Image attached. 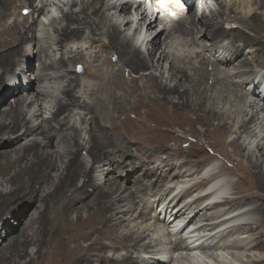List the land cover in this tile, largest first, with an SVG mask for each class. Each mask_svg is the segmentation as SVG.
<instances>
[{"label":"bare ground","instance_id":"bare-ground-1","mask_svg":"<svg viewBox=\"0 0 264 264\" xmlns=\"http://www.w3.org/2000/svg\"><path fill=\"white\" fill-rule=\"evenodd\" d=\"M45 1L0 0V219L7 214L10 225L0 235V264H192L193 258L201 264H257L264 260L253 252L259 243L251 231L259 220H236L251 211L264 220V74L256 68L264 65V0H214L215 8L210 0H197L202 20L198 6L195 11L188 7L191 11L185 14L178 5L183 6V0L156 5L164 10L151 17L140 10L134 15L129 0H73L70 12L63 10L67 24L57 26L51 38L62 48L56 60L49 50L52 45L49 49V44L35 45L34 52L33 48L24 52L23 47L36 39L35 13H42ZM26 6L32 8V18L10 22L16 9ZM144 20H148L143 34L146 54L132 46L126 32ZM87 30L89 46L98 48L94 52H113L117 63L107 55L99 60L91 51L88 56L95 57L90 59L79 47L68 49L70 39H84ZM42 33L44 39L48 37L46 30ZM22 56L24 60L18 61ZM31 60L37 64L26 70L23 62ZM17 61L20 73H11ZM76 61L86 64L81 74L67 66ZM144 69L148 71L141 72ZM132 72L137 74L132 77ZM28 73L33 81L26 80ZM7 74L16 77L14 85L5 83ZM45 78L55 85H44ZM76 109L85 110L79 121L89 120L87 146L79 141L81 129L72 114ZM65 110L68 114L60 117ZM163 112L170 120L180 112L192 117L199 125V154L212 149L233 162L246 181H252L247 188L236 187L234 193L246 192L239 202H255V207L233 212L236 204L226 194L225 183L217 185L224 170H214L213 163L200 171L183 170L184 160L166 170L132 164L134 175L119 174L130 163L129 154L155 155L171 148L158 140L165 130L143 124L147 119L164 121L158 116ZM143 125L147 135L140 140L134 131ZM83 151L92 157L91 163H103L95 164L98 176L94 164L88 166L81 157ZM152 160L154 156L148 159ZM174 168L177 173L170 176ZM204 171L202 179L174 193L187 182L182 177ZM173 175L169 185L166 178ZM130 181L133 184L127 186ZM153 187L161 189L159 204L169 214L166 219L156 211V226L148 222L150 212L136 206L145 188ZM169 218L176 222V233L186 225L195 226L191 237L197 238L191 243L188 232L186 237L144 241L153 235L151 231H158L162 220L171 222ZM133 221L137 223L132 225ZM32 243L38 246L37 255L29 251ZM194 246L199 252H192ZM120 249L127 252L115 255Z\"/></svg>","mask_w":264,"mask_h":264},{"label":"rangeland","instance_id":"rangeland-1","mask_svg":"<svg viewBox=\"0 0 264 264\" xmlns=\"http://www.w3.org/2000/svg\"><path fill=\"white\" fill-rule=\"evenodd\" d=\"M58 1L60 3H62L63 5L61 6L60 4L59 5L55 4V2L53 0H46L43 3L45 5V9L51 8L53 10V12H54V16L51 17L48 20V22L44 21V18H47L48 15H47V17H43L42 16L43 13L42 14L40 12H36L35 13L36 18H38V21L35 24V28L36 29L34 31V33L36 35V39H33L32 41H28V42H26L24 44V46H23L24 47V52H26V50H30L32 52V48L34 49L35 45L37 46L38 44L44 43L43 44L44 46L49 44V47H48V45L46 47L47 49H49L51 45L54 47V48L52 47V49H49L52 52L51 54L54 55V56H52V58H54V60H56V59L61 57V55L63 54L62 53V48L60 49L61 46L59 47V45H56L57 42L54 41L51 38L54 37V35L56 34L55 29L57 28V26H64V25L67 24V21L63 19V13H64L63 10L70 12V10H71L70 4L71 3L66 4V3L62 2L61 0H58ZM228 1L229 0H225L226 3H228ZM39 2H40V0H37L36 4H39ZM198 2H199V0H198ZM210 2L213 4V5L211 4L212 8L217 7L216 6V2L214 0H210ZM123 3H126V2H123ZM129 4H130V2H129ZM193 4H194V6H193ZM193 4L192 3L187 4V7H189L190 9H193L195 11V7L198 6L197 10H198L199 14L197 16H200V17H198V19L200 18L199 20H202V18H201V16H202L201 15V9H202L201 4L196 3L197 4L196 6H195V2ZM141 5H144V4H141ZM31 9H32L31 7H27V6L22 8V9L17 8L16 11H15L16 15H13L11 17L10 22L14 21L15 18H17V20H22L23 18H30V17L32 18V16H30V15H32V12H31L32 10ZM75 10L77 11V10H79V8L77 7V8H75ZM139 10L141 12H144V8H141L140 5L138 4L137 6H135L133 8V13L137 12L136 15H138V13L140 12ZM197 10H196V12H197ZM17 11H18V13H17ZM189 13L190 12L187 9L185 11V14L188 15ZM19 14L21 16H19ZM29 21H31V19H29ZM232 24H233V21H232ZM236 25H235V23L233 24V26H236ZM45 30H46V33L48 32L47 35H46L48 37L45 38L47 40L49 39L48 41H45L44 37H42V36H44V33H42V31H45ZM88 34H89V30H87L86 33H84V35L82 36L85 40L84 39H80L79 40V38L70 39V41L68 42V49H70L71 47H73V48H78V47L82 48L83 49L82 51H83L84 55H87V56L89 54L91 55V53H93L94 51H97L98 48H94V47H90L89 46L90 43L87 42V38H86ZM38 37H39L40 41H38V39H37ZM40 37H42L43 39L40 38ZM126 38H127V36H126ZM127 39H130V38H127ZM130 40L132 41V39H130ZM54 42H55V44H54ZM132 46H134V48L137 47L136 49L140 50L141 53H144V54L147 53V49L144 50V51L143 50L141 51V49L138 46L134 45L133 41H132ZM85 49H88L89 53H88L87 50H86L87 52H85ZM34 51H36V49H34L33 52ZM50 51H48V52H50ZM90 51H91V53H90ZM111 53H109L107 55V54H104V52L102 50V52L100 54L98 53V55H97L96 52H94V54L96 56H98L99 60L100 59H102V60L104 59L102 57V55H105V56L107 55L108 58L110 57L109 60H112V62L117 63V61H118L117 55L114 54L113 52H111ZM94 54H92V56H88V57L91 59V57L92 58L95 57ZM99 55H100V57H99ZM87 56H85V57L87 58ZM20 59L24 60V56H22L21 58H18V61H20ZM90 59H88V60H90ZM18 61L14 65V70L11 73H13L14 71H17L18 73H20V70H19V68H20V66H19L20 64L19 63L20 62H18ZM23 63L27 64L26 70H28L29 66H34L35 63L37 64V60L35 62L33 60L28 61V62L24 61ZM67 66H70V68L74 67L78 74H81L82 71L84 69H86V67H85L86 64L85 63H81V62L78 63L77 61L74 62V64L73 63L67 64ZM256 68L259 69V70H263L264 71V65L263 66H258ZM51 70H49V71H51ZM142 71H143V73H146L148 70L144 69V70H141V72ZM136 74H137L136 72H132L131 76L133 77ZM20 78H21V76H20ZM21 80H23V79L21 78L20 81ZM26 80H28V82L33 81L34 80V76L31 77L29 75V73H28ZM7 81L5 83H7ZM46 81H48V82H46ZM85 81H89V79H85ZM43 83H44V85H47L48 83L55 85L54 82H51L50 79H46V78L43 80ZM172 84H174V82H172ZM81 91H83V90H81ZM83 97L87 98V96H84V95H83ZM81 98H82V96H81ZM68 112H69L68 110H65L64 112H62L60 114V117L64 116L65 114H68ZM84 112H85V110H83V109H78V110L76 109V110H74L72 112V114L75 115V119L78 120V124L77 125L81 129V131H80V137L81 138H79V141H80V143L83 141L82 142L83 144L85 142V145L87 146L88 144H87L86 140L88 138V131L87 130H88V126H89V124L87 123L88 118L85 121L86 123H82L81 121H79L80 113L84 114ZM133 114L134 113H132V112L130 113V116L132 118L135 117V116H133ZM47 115L51 116V113L49 111H47ZM158 116H159V119L162 120V118H163L165 120L162 121V122L159 121V123H155L154 121L153 122L152 121L149 122L148 119H147V120H145V122L143 124H145V123L148 124L149 123L148 125H150L152 127L156 126V127L159 128L160 131L165 130V132L162 133L161 136L159 135L160 139L158 138V140L160 142H162V141L165 142L166 141V146L171 147V148H167L168 152H165L164 150L163 151H159L157 154H155L156 156L154 154H143L140 151H138L136 153L129 154L127 156V161L129 160L128 162H130V163L126 164V167L123 168V171L121 170L122 172H120V170H119V174H121L122 177L126 173H127V175L129 174V176L131 175V173L134 175L133 170H132V164L141 165V163H144V164L148 163L147 165L150 166V167H152V166H156L157 167L158 166L160 170H166L169 165H173V164L177 165L181 161L184 160L186 162V167L183 168V170L187 169V170L191 171V170H197L198 169L200 171L203 167H205V165L213 163L214 166H212V167H215L214 170H216L218 168L219 169L223 168V170H224L219 176H217V177H219V178H217V181L219 180L217 182L218 183L217 185L225 183L224 187H227V191H226L227 193L226 194L229 196V198L231 200H233L234 204H236L235 206H233L234 207L233 212L243 211L245 209H249L251 207H255L256 206L255 202H250V203L239 202L240 200H242L241 196L246 194V192H240V193H236V194L234 193L235 191H237L236 187L241 186L240 188H242L243 185H244L245 188H247L249 184H252V181L251 180L250 181H246V177L243 176L242 171H239V170L234 168L233 162H228L225 159V157L223 155H221V154L213 153L212 149L206 150L204 154H199L200 152H198V150L196 148L197 147V142L199 141V139H197V137H196V131H197V129H198L197 127H199V125L194 124L192 122V117L189 114H184V113L180 112L177 115L178 117L176 116V120L175 119H171L170 120L164 112H163V114L159 113ZM88 122H89V120H88ZM135 129H136L134 131L135 135L140 140L143 139L142 136H146L147 135L146 126H144V125L143 126H139V127L136 126ZM181 139H182V141H180ZM249 139L250 138H247V140H249ZM56 145L57 144H55V146ZM49 147H50V149L51 148L55 149L54 146H51V144H50ZM175 150L180 151V152L177 154V153H175ZM142 151L146 152V147L142 146ZM80 155L88 163V166L94 164V166H93L94 175H97L98 173H100V170H98V166H96V165H102L103 163L101 161H96L95 163H91V162H93L92 161L93 159L85 151H83L82 154H80ZM151 156L152 157L154 156V160H152V162L151 161L149 162L148 159L151 158ZM236 157H238V156H236ZM166 162H168L169 164L166 165ZM101 168L102 167L100 166L99 169H101ZM124 169H125V171H124ZM175 169H177V168L172 169V172L169 174L170 176L172 174H174V172L177 173V171ZM181 169H179V170H181ZM145 170L147 171L148 167H146ZM130 171H132V172H130ZM170 176H167V178H166L167 180L166 179L165 180L167 182L169 181V183H168L169 185H173L171 182L174 181V177L175 176L174 175L172 177H170ZM204 176H206L205 175V171L202 172V173H199L198 175L196 173L194 176H190L189 178L186 177V176H185L186 178L182 177V179H184L187 182L184 183L183 185L180 184L178 186L179 188H175V192L174 193H176L177 191H180L182 189L187 188L188 185L191 182H194L196 180L202 179ZM0 177H2V175H0ZM145 179H146L145 175L142 176L141 180H140L141 181L140 183L141 184L144 183ZM125 184H127V186H130V185L133 184V182L130 181V182H126ZM146 188L144 190L143 200L139 201L140 199L138 198L137 201H136L137 202L136 206H139V209H144L145 208L148 212H150L151 214L149 213L148 216H147L148 222L150 224L152 223L153 225L156 226V224L153 223L154 219H157V218L154 217V215L156 214V211H157V213H160L162 215L165 214V207L163 205L160 206V204H159V199L161 197V194L159 192L161 191V189L158 190V189L153 187L152 190L150 191L149 189L146 190ZM163 188H165V187L163 186L162 189ZM92 189L93 188L90 187V190H92ZM154 189H156V190H154ZM253 203H255V204H253ZM231 205L232 204H227L226 206L230 207ZM139 209L135 210V212L136 211L137 212L136 213L134 212V215H133L132 219L134 218L135 215H138L137 213H138ZM27 210L29 212V207L27 208ZM2 216L3 217L0 219V235L4 236L6 234V232L9 230L10 225H9V220L6 219L7 214H4ZM165 217H166V219L169 217V214L167 212L165 214ZM241 218L240 219H236V220H238L237 222L243 221V220H245V218L246 219L249 218L250 221L253 220V219L259 220L258 222H259L260 225L258 224V227L256 229H254L253 231H251V233H253V235L255 236V242L259 243V246L257 248H255V250H253V252H256V253L260 254V259H264V220L262 221L261 215L258 212H256V211L247 212ZM140 221H141V219L138 218L137 222H140ZM162 221H163V224L159 225V227L157 228L158 231L155 230V232H154V230L153 231L150 230L151 233H153V235H150L148 239H145L144 240L145 242H147V241L150 242L151 241L152 243H154L155 239H157L158 237H161V238L164 237V238H166V240H169L170 238L176 239V238H178L180 236L186 237L188 232H190L189 233L190 236H187V237L189 238V241H191V243L194 241V239L197 238V236H192L191 237V234H192L191 231H195V226L187 227V225H186L185 229L182 232L176 233L175 232V230H176L175 228H176L177 225L175 224L176 222H175V220H173V218H169V221H171V222H168V223L165 220H162ZM137 222L133 221L132 225H135ZM156 222H159V221L156 220ZM251 225L252 224H249L248 226H251ZM21 226H23V225H21ZM33 227L34 228L36 227V229H37L36 225H34ZM31 228L32 227H29V230H31ZM169 230H173V234L169 233ZM196 234H197V232H196ZM37 248H38V246H37L36 243L35 244L32 243V245L31 244L29 245V251L32 252V253L36 252ZM192 249H193L192 252H194V251H198L199 252L197 246H196V248L194 246ZM131 251H133V249ZM208 251L210 253V250H208ZM126 252H127L126 249H120V251H118V253H116L115 255H122V254H125ZM107 254L113 255L114 251H108ZM136 254H138L137 251L134 252V255H136ZM166 254L167 253L165 252L164 255H166ZM35 255H37V252H36ZM143 255H147V254H143ZM203 255H206V257H210L209 254L205 253V250H203ZM211 258H213V257H211ZM191 261H192V264H201L200 262L199 263L195 262L194 258ZM257 264H264V260H261V261L257 262Z\"/></svg>","mask_w":264,"mask_h":264}]
</instances>
